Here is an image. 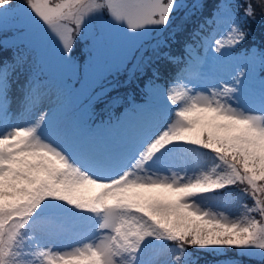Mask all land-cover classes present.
I'll use <instances>...</instances> for the list:
<instances>
[{
	"label": "snow or ice",
	"instance_id": "snow-or-ice-1",
	"mask_svg": "<svg viewBox=\"0 0 264 264\" xmlns=\"http://www.w3.org/2000/svg\"><path fill=\"white\" fill-rule=\"evenodd\" d=\"M178 6L204 14L191 41L215 23L225 27V36L204 40L206 55L195 57L199 69L194 74L186 70L195 59L187 58L184 67H178L180 76L173 79L177 86L163 92L169 112L157 108L159 92L138 109V130L127 142L140 135L155 138L131 168L119 175L101 173L113 175L111 179L94 178L68 153L94 163L107 158L110 149L96 147L100 133L120 122L101 121V126L86 130V121L94 115L91 102L68 118L83 84L99 76L86 73V68L108 65L115 55L121 41L113 25L126 24L130 34L167 27ZM105 12L110 22L86 30L91 18ZM257 16L264 19V0L235 6L224 0H0V264H138L149 238L179 250L173 264H180L189 248H231L264 257V46L237 51ZM78 39L87 41L83 64L74 59ZM189 48L185 44L181 56L167 60L179 65ZM249 58L259 65L258 89L248 83L253 78ZM210 64L223 69L212 71ZM235 64L244 66L233 69ZM50 65L55 70L45 79L42 73ZM184 73L190 79L181 84ZM72 79L82 82V88L70 84ZM204 81L216 83L207 91L197 90L195 85ZM45 90L55 93V101L36 107ZM241 100L258 107L245 111ZM17 110L31 112L30 126L13 123ZM162 123L167 128L159 131ZM172 145L190 146L173 149L177 153L210 152V164L182 160L183 171L169 168L170 175L149 174L145 165ZM233 187L252 201L240 202L233 219L195 203L194 198L213 193L221 200L230 195L225 189ZM45 201L63 202L101 218L96 234L57 248L62 237L56 226L66 221L38 215ZM167 248L162 244L159 249ZM163 261L147 259L145 264Z\"/></svg>",
	"mask_w": 264,
	"mask_h": 264
},
{
	"label": "rangeland",
	"instance_id": "rangeland-1",
	"mask_svg": "<svg viewBox=\"0 0 264 264\" xmlns=\"http://www.w3.org/2000/svg\"><path fill=\"white\" fill-rule=\"evenodd\" d=\"M237 1V4H240L245 0H224L225 3L234 4ZM179 3V0H178ZM181 7V10L175 14L173 13L171 20L167 27H150L146 28L142 31L135 34H130L126 28V24L121 25L119 27L113 28L115 32L118 34V38L121 41L118 50L115 55L111 57L108 61V65L97 68L93 66L91 69L86 68V73L91 72L94 75L99 74L95 81H88L86 84H83V91L79 95L78 98L74 99L70 111L68 113V118L71 119L80 114V111L85 106H90V102L94 101V98L97 94L102 93L104 89H106V81L107 75H115L117 72H121L122 70L128 71L129 78L133 77V75L144 74L145 69L149 68L153 61L157 58V55L160 51H162L165 47L169 45V39L172 38L177 33L183 31L189 23H192L196 18L199 17V12H188V8L185 6ZM177 7V8H178ZM239 13V9L237 11ZM200 17L204 18V14L200 13ZM257 19H260L257 16ZM264 21V19H261ZM110 22V18L105 12L102 17H93L90 19L88 24L86 25V30L88 28H96L100 24ZM154 29H157L155 34L152 33ZM226 33V29L223 25L219 23L210 24V29H206L205 32L201 34V38L199 41L195 43H191L190 48L186 51V57L195 59V57H204L206 55L204 40L206 38L211 39H223ZM257 37V40L264 45L263 36L264 33L260 32L254 33ZM150 40V41H149ZM149 41V42H146ZM87 41L84 39H78L77 46L74 49V59L78 64H83L87 58V50H86ZM254 47L253 44L249 45L246 48ZM241 50L240 52H243ZM164 53V52H161ZM129 61L132 63L130 64ZM248 63L252 64L253 67L250 69L253 78L248 81L249 85L253 89H258L260 86V81L257 77L259 72V65L255 62L254 58H249ZM129 65V70H128ZM243 64H235L233 65V69L236 67H242ZM184 67L182 64L181 68ZM199 69L198 58L194 61L190 62L189 68L186 72L189 75L194 74ZM209 69L212 71H221L223 69L222 65H209ZM54 65H50L48 68H45L42 75L46 76L51 75L54 72ZM184 73V76L180 83L187 82L190 77ZM180 76V73L175 76ZM174 77V78H175ZM173 78V79H174ZM227 78V77H225ZM169 80L167 82L163 81H155L154 84L148 83L146 89L148 90L147 98L142 102H130V106L125 108V110L117 117H112L109 120L104 121L106 124H116L120 122L115 127H109L104 129L100 133V141L96 145L97 148L100 149H110L111 155L107 158L100 160L99 162H92L85 159L81 154L69 151V157L74 164H77L81 167L82 170L87 171L89 175L93 176L97 179H111L113 175H101V173H114L115 175L122 174L123 171H127L131 168L132 164L136 159L139 158V154L146 149L148 144L151 142V139H154L155 136L152 135L149 138L148 135H140L135 137L130 142V140L138 130V121L139 116L137 115L138 109H140L148 100L150 95H157L160 93V99L157 102V108L161 112H165L168 108V101L164 99L163 92L166 91L170 87L177 86L175 80ZM22 83V80L19 82ZM70 84L74 85L76 89L82 88V82H77L75 79L69 81ZM215 81H204L200 84L195 85L197 90L207 91L208 86H214ZM19 87V84L17 85ZM103 89V90H102ZM42 94L40 96V103L36 105V107H41L42 105L46 108L48 103L51 101H55L56 95L54 92ZM19 95V93H17ZM112 107L116 106L112 103H109ZM128 105V104H127ZM240 107H242L245 111H249L250 107H258L252 101L241 100ZM33 122L31 112H25L22 110H17L15 112V119L13 123L19 124L21 126H30ZM171 122V116L167 123ZM167 123H162L159 125V131L166 130ZM98 126H101V122L96 124H92L86 121L85 128L86 130H94ZM155 134H159L156 128L151 130ZM2 134V132H0ZM177 147L188 148L190 146H169L168 149H165L163 153L157 154L152 161L145 165V170L149 173H157L170 175L168 171L171 168L173 171H183V166L181 164L182 160L188 161H197L199 163L210 164L208 161V157L212 156V153L205 152V150L200 151V155L196 156L191 152H174L173 149ZM136 153L135 159L131 161L129 164L124 165L123 160L130 154ZM189 173L192 171L188 170ZM217 194H206L205 196L194 198L195 203L199 205L202 209L211 208L213 211L224 213L229 219L235 218L239 215L240 211V199L241 197H232L231 195L222 198L221 200L214 199ZM49 201H45L44 204L48 205ZM60 204L55 207H49L52 211L51 216H55L59 219H62L66 222H60L56 226V231L62 237L61 240L57 242V248H67L68 245H75L79 240L85 238L88 233L87 230L93 223V215L89 213L78 212L75 209L70 208L68 205L63 202H58ZM56 210V211H53ZM47 211H42L39 215L41 216H49ZM60 211V212H59ZM62 211V212H61ZM62 213V215H61ZM96 234V233H95ZM164 244L168 248L167 249H159L160 246ZM146 249L143 252V256L139 259L138 264H145L147 259L152 260L153 262L159 261L161 258H164L163 264H173V259L175 255L179 254V250L172 244L168 242H158L149 238L146 242ZM189 251V250H188ZM187 254V253H186ZM259 256V255H256ZM183 255L181 257L180 264H184ZM260 258V257H259ZM222 264H229V261L221 259ZM232 264V263H231ZM238 264V263H235ZM264 264V263H263Z\"/></svg>",
	"mask_w": 264,
	"mask_h": 264
},
{
	"label": "trees",
	"instance_id": "trees-1",
	"mask_svg": "<svg viewBox=\"0 0 264 264\" xmlns=\"http://www.w3.org/2000/svg\"><path fill=\"white\" fill-rule=\"evenodd\" d=\"M245 1H242L243 3ZM237 5V1L234 3V6ZM181 10V7H178L173 12L175 16ZM242 11V9H239ZM196 18L192 23H189L183 31L177 33L172 38L169 39V45L164 46L165 48L160 51L157 55V58L153 61L149 68L145 69L144 74H137L133 75V77L129 78L127 68L126 70H122L121 72H117L115 75H107V79L105 85L107 88L103 90V98L99 101H93L94 115L91 119L87 121L96 124L101 121L109 120L112 117L119 116L125 108L129 107L131 101L134 102H142L148 96V90L146 86L152 79H156V81H163L167 82L172 80L175 75L178 73V67H181L184 64V60L186 57L181 58V61L178 64L171 63L167 60V56H181L184 53L185 44H193L200 40L201 35L195 40L191 41L192 33L199 27L201 23H203L204 18L200 17ZM240 13L237 12V15ZM173 16V15H172ZM210 29L208 26L206 29ZM157 29L152 31L155 34ZM249 30V38L245 42L244 46L237 51L240 52L241 50H245L246 47L253 44L254 46H264L257 40L255 32H260L261 34L264 33V21L261 19H257L256 21H252L248 24ZM264 40V36H263ZM150 41V40H149ZM146 41V42H149ZM164 52V53H161ZM131 64L132 62L129 61ZM129 70V65H128ZM154 73L157 74V77H154ZM116 98L118 103H112L113 99ZM109 103L116 105L112 107ZM91 104H89L91 106ZM128 104V105H127ZM225 192L229 193L232 197H239V190L238 188H229L225 189ZM241 197V196H240ZM241 202L248 203L251 205L252 201L248 200L247 198L241 197ZM49 204H43L41 209L42 210H51L49 207H55L56 205L60 204L56 201H49ZM169 243V242H168ZM171 244V243H170ZM187 254H185L184 264H222L220 261L221 259L229 261V264H263L264 257L256 256V255H246L241 252H237L231 248H225L222 250L219 249H209L203 250L198 248H189ZM260 257V258H259Z\"/></svg>",
	"mask_w": 264,
	"mask_h": 264
}]
</instances>
